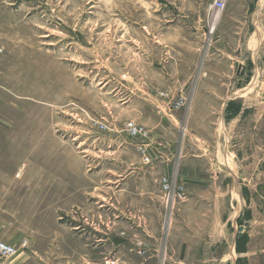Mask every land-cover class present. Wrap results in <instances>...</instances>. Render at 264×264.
Segmentation results:
<instances>
[{"label": "rangeland", "instance_id": "rangeland-1", "mask_svg": "<svg viewBox=\"0 0 264 264\" xmlns=\"http://www.w3.org/2000/svg\"><path fill=\"white\" fill-rule=\"evenodd\" d=\"M211 1L0 0V7L20 9L19 26L17 16L15 24L7 16L4 25L0 23V52L5 50V61L0 62V238L17 249L16 255L5 264H104L105 260L114 264H220L218 246L213 244L214 253L208 254L204 241L198 245L196 254H179V241L173 239L171 223L184 201L175 205L169 217L162 200L164 212L151 242L139 235L134 239L123 237L120 232L127 228L120 220L117 236L111 238L119 246L114 248L108 240L98 243L94 237L76 231L75 225L86 229L82 220L74 217L70 221L71 217H65L63 207L59 206V192H46L45 184L38 182L46 172H58L61 150L78 155L85 162L89 161L86 157L95 158L93 155L111 156L104 155L109 152L114 161L101 159L103 167L123 175L126 154L122 147L127 137L123 124L134 121L146 129L154 123V116L141 107L132 110L120 103L131 89L139 91L146 86L156 89L164 84L158 73H162L165 61H175L179 54L172 53V49L181 46L175 40L178 28L173 25L187 24L182 29L189 34L194 33L197 24L203 28L196 65L199 72L219 38L230 40L225 11L230 15L236 6L248 3V0H225L223 11L209 13ZM144 25L149 30L148 35L143 31L149 38L147 49L146 41L140 42ZM206 28L213 29L211 36H204ZM182 33L185 37L186 32ZM156 38L167 47L165 52L163 48L152 47ZM205 40L210 41L207 47H203ZM141 46L148 52L147 58L140 56ZM180 48L181 58L189 63L192 58L189 48ZM256 49L249 47L248 53L239 56L248 74L264 70L263 62H253L251 66L247 60ZM165 71L172 72L168 67ZM111 91L117 98L109 96ZM189 97L183 98L185 105L181 109L188 105ZM161 99L168 104L156 111L176 118L174 125L165 123L171 134L167 136L170 146L187 144L188 108L172 111L169 103L178 98L167 95ZM234 105L228 108V120L240 108ZM97 122L106 124L108 130L97 129ZM201 163L204 166L205 161ZM83 168H86L84 180L73 182L79 181L86 189L93 182L103 181L102 174L88 175L87 163ZM19 172L21 175L17 177ZM34 180L37 184L32 185ZM214 193L221 198L219 192ZM243 197L247 198V192ZM52 201L54 205L48 206ZM124 210L123 206L121 211L126 214ZM249 216L244 212L240 222L247 226ZM23 241L27 243L24 248ZM219 241L223 242L221 247L230 242ZM240 242L236 240V250L243 251L245 247L240 246L246 245L247 237ZM139 247L141 254L137 252ZM236 264L248 263L238 258Z\"/></svg>", "mask_w": 264, "mask_h": 264}, {"label": "crops", "instance_id": "crops-1", "mask_svg": "<svg viewBox=\"0 0 264 264\" xmlns=\"http://www.w3.org/2000/svg\"><path fill=\"white\" fill-rule=\"evenodd\" d=\"M232 10L230 15L227 11L224 14L230 40L219 38L220 42L207 54L199 72H196V65L203 28L197 24L194 33L189 34L182 29L187 24L177 23L173 25L178 28L175 40L181 46L172 49V53L179 56L175 61L163 63L158 77L163 76L164 84L156 89L149 86L139 91L131 89L120 103L132 110L141 107L139 109L150 111L154 116V123L146 128L147 139L133 140L127 136L123 141L126 143L122 147L126 154L123 175H117L113 168L103 167L101 159H108V163L114 161L109 152L104 155L111 156L93 155L95 158L86 157L89 161L85 162L84 158L61 150L58 172H46L45 177L39 179V184H45L46 192H59V206L63 207L65 217H71L70 221L74 217L82 220L79 221L86 229L79 225L73 227L83 236H92L98 243L108 240L118 248L111 238H116L117 223L121 220L127 228L120 232L123 237L134 239L139 235L146 242L153 241L164 212L159 180L168 176L186 193V204L171 223L173 239L179 241V254H196L198 245L204 241L208 254L214 253L213 244L218 246L220 264H236L238 258L246 259L248 264H264V70L248 74L243 58H239L248 53L249 47H257L256 52L252 50L256 58L253 60L249 54L247 60L251 66L253 62L264 63V0H248L246 6L243 4ZM5 16L14 24L17 16L16 25L19 26L20 9L0 7L3 25ZM161 29L164 32V25ZM140 31V42L146 41L147 49L148 27L144 25ZM152 45L163 48V52L167 49L158 38ZM186 46L192 57L189 63L181 58L183 50L180 47ZM4 51L0 52V62L5 61ZM140 56H149L142 46ZM167 67L171 68V73L165 71ZM112 93L109 92V96L117 98L116 93ZM160 93L185 100L191 95L188 105L181 109L189 110L188 143L178 148L170 146L167 136L171 134L165 125L166 121L174 125L175 116L156 111L157 108L163 110L167 103L159 97ZM234 104L240 108L235 117L228 120V108ZM84 163H87L90 177L102 174L103 181L93 182L86 189L79 181L73 182L79 178L84 180ZM20 175L21 172L17 173V177ZM31 184H37V180ZM214 192H219L221 198ZM244 192L247 198L243 197ZM53 205L52 201L48 206ZM123 206L126 214L121 211ZM244 212L250 214L247 226L240 222ZM240 227L242 232L238 236ZM245 236L246 245L240 246L245 249L236 250V240L239 243ZM222 239L230 242L221 247L223 242L219 240Z\"/></svg>", "mask_w": 264, "mask_h": 264}, {"label": "built area", "instance_id": "built-area-1", "mask_svg": "<svg viewBox=\"0 0 264 264\" xmlns=\"http://www.w3.org/2000/svg\"><path fill=\"white\" fill-rule=\"evenodd\" d=\"M225 7V0H212L211 3L208 6L209 13L210 12H216L219 13L224 10ZM212 21L214 22L215 19L213 18ZM213 29L210 28L205 30L204 36L212 35ZM210 45V41L203 44V47H207ZM161 98H166L167 95L165 93H160ZM185 105V100L181 97H178V100L173 102L172 104L169 103V109L172 111H178ZM97 129L100 131H107L108 126L104 123H96ZM123 130L127 134V136L134 140H145L148 137V131L136 124L134 121H127L123 124ZM160 184V190L162 193V200L166 205L168 215H170L173 212V209L177 203H181L186 198V193L184 189L181 186H176L170 177L163 176L159 180ZM139 246H142V244H138ZM27 246L26 241H23L21 244V247L24 248ZM142 247H139V250L137 251L138 254L142 253L141 250ZM17 253V249L14 246L9 245L4 240L0 238V264H5L9 259H11L13 256H15ZM104 264H114L111 260H105Z\"/></svg>", "mask_w": 264, "mask_h": 264}, {"label": "water", "instance_id": "water-1", "mask_svg": "<svg viewBox=\"0 0 264 264\" xmlns=\"http://www.w3.org/2000/svg\"><path fill=\"white\" fill-rule=\"evenodd\" d=\"M263 79H264V77H263ZM241 232H242V228L240 227V228H239V234H238V236L241 235Z\"/></svg>", "mask_w": 264, "mask_h": 264}, {"label": "bare ground", "instance_id": "bare-ground-1", "mask_svg": "<svg viewBox=\"0 0 264 264\" xmlns=\"http://www.w3.org/2000/svg\"><path fill=\"white\" fill-rule=\"evenodd\" d=\"M215 22V21H214ZM214 24V23H213ZM233 255V254H232Z\"/></svg>", "mask_w": 264, "mask_h": 264}]
</instances>
